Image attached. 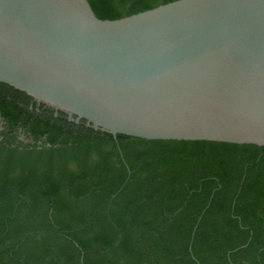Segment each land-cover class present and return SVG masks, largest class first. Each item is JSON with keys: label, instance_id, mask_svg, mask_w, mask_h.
<instances>
[{"label": "trees", "instance_id": "obj_1", "mask_svg": "<svg viewBox=\"0 0 264 264\" xmlns=\"http://www.w3.org/2000/svg\"><path fill=\"white\" fill-rule=\"evenodd\" d=\"M0 124V264H264V147L114 137L3 83Z\"/></svg>", "mask_w": 264, "mask_h": 264}, {"label": "water", "instance_id": "obj_2", "mask_svg": "<svg viewBox=\"0 0 264 264\" xmlns=\"http://www.w3.org/2000/svg\"><path fill=\"white\" fill-rule=\"evenodd\" d=\"M0 83L114 137L264 147V0L118 20L87 0H0Z\"/></svg>", "mask_w": 264, "mask_h": 264}, {"label": "flooded vegetation", "instance_id": "obj_3", "mask_svg": "<svg viewBox=\"0 0 264 264\" xmlns=\"http://www.w3.org/2000/svg\"><path fill=\"white\" fill-rule=\"evenodd\" d=\"M64 114H66V113H64ZM66 115H67V114H66ZM67 117L69 118V116H68V115H67ZM72 118H74V116H73ZM69 120H70V118H69ZM75 120H76V121H78V120L76 119V117H75Z\"/></svg>", "mask_w": 264, "mask_h": 264}, {"label": "rangeland", "instance_id": "obj_4", "mask_svg": "<svg viewBox=\"0 0 264 264\" xmlns=\"http://www.w3.org/2000/svg\"><path fill=\"white\" fill-rule=\"evenodd\" d=\"M0 127H1V124H0Z\"/></svg>", "mask_w": 264, "mask_h": 264}]
</instances>
